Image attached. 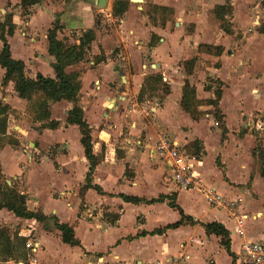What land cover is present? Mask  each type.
Instances as JSON below:
<instances>
[{
    "label": "crops",
    "instance_id": "0c3cea01",
    "mask_svg": "<svg viewBox=\"0 0 264 264\" xmlns=\"http://www.w3.org/2000/svg\"><path fill=\"white\" fill-rule=\"evenodd\" d=\"M105 1L99 8V0H43L24 20L20 0H0L1 21L11 14L15 26L8 37L11 57L24 63L29 77L54 76L47 33L55 19L60 41L79 44L83 32H94L86 59L67 71L80 75L79 105L91 128L93 154L101 159L91 176L101 193L88 189L81 197L88 162L78 127L65 123L72 104H52L50 120L59 125L41 129V123L29 119L27 102L13 84L2 83L5 70L0 67V104L8 108L6 135L19 141L18 147L0 142L1 173L9 187L28 197L27 210L45 218L38 222L1 209L0 228L11 238L28 235L39 244L37 264H237L243 243L264 242V65L254 59L264 36L248 34L264 21V7L252 15L259 0H122L128 8L115 17L112 8L119 0ZM223 6L217 16L216 8ZM239 33L241 43L234 41ZM101 54L105 60L97 62ZM150 76H160L167 91L156 85L139 100ZM213 82L221 84L223 138L222 129L214 133L217 128H211V107L205 103L214 98ZM185 84L202 102L196 107L197 120L182 108ZM152 102L148 121L146 105ZM252 129L261 140V152L254 151ZM214 136L219 144L212 168L206 169V139ZM160 138L183 149L200 143L203 156L195 171L220 195L238 202L247 215L242 237L232 234L234 224L226 212L210 208L199 192L181 190L172 181L169 164L149 155ZM253 170L254 180H249ZM120 195L164 201L132 204ZM169 202L195 224L150 235L179 221ZM55 222L72 227L80 246L64 244ZM209 223L229 232L232 257L220 237L206 234L202 224ZM143 232L147 235H139Z\"/></svg>",
    "mask_w": 264,
    "mask_h": 264
},
{
    "label": "trees",
    "instance_id": "16d2710c",
    "mask_svg": "<svg viewBox=\"0 0 264 264\" xmlns=\"http://www.w3.org/2000/svg\"><path fill=\"white\" fill-rule=\"evenodd\" d=\"M43 0H20L21 16L26 20L31 15V7L40 4ZM129 3L127 1H115L112 8V13L115 17L121 16L128 8ZM225 6L216 8V15H220L219 9L223 10ZM159 9V8H155ZM230 13V11H228ZM221 20L224 24L223 16L221 14ZM15 26L12 23V15L6 14L3 21L0 18V41L2 43V49L0 51V67L5 70L2 83L4 85L8 83L13 84L14 91L20 99L27 102V112L29 119L32 122L41 123V129L54 130L58 127L59 123L51 121V105L60 101H66L72 104L71 109L66 114L67 125H75L79 129L81 135L80 144L83 147L84 157L88 162V172L85 176V185H83L79 191V195L82 197L88 189H94L98 193H101L100 188L93 186L91 181L92 173L95 167L100 163V158L93 154L92 150V138L91 128L83 118V110L79 105V91H80V75L77 72H68L67 69L71 66L77 65L83 62L90 50V45L94 40V32L87 30L80 36L79 44L68 43L67 41H60L57 39V32L61 30L58 19H55L53 27L47 33V52L49 56L53 58V77H45L41 74H37L35 77H29L25 74L24 63L20 60H15L11 57L10 47L8 44V37H11L14 33ZM154 41L151 40V45ZM104 55H100L97 58V62L104 61ZM192 62H186L188 65ZM162 79L160 76H150L145 78L144 86L142 87L138 99H142L146 91L154 90L156 85H161L162 90L167 91L164 84H161ZM221 90L216 89L214 91V98L205 102L208 106L214 108L215 114L218 117V106L221 99ZM202 102L196 101L195 90L188 84H185L183 88L182 96V108L190 115L194 120H197L199 113L196 111V107L201 105ZM8 108L0 104V142L10 145L11 147H18L19 141L16 138L6 135L7 129V115ZM225 128L222 129V138L224 137ZM192 149L187 150L190 154L196 155L200 159V143L193 141L189 144ZM120 198L126 203L132 204H154L164 201L163 197L156 199H143L137 197H129L120 195ZM28 197L25 194H19L14 188L9 187L1 173L0 167V210L6 209L12 212L16 217L24 219H35L38 222L45 221V218L38 216L37 214L30 212L26 208V202ZM169 206L175 209L180 219L176 223L167 225L164 228L155 230L150 233L163 234L167 230L179 228L182 225H193L195 222L189 216H186L183 211L176 206L173 202H169ZM54 227L60 232L61 241L71 247H79L80 243L74 237L72 227L54 223ZM206 234L215 235L220 237L221 245L229 256L232 257L230 251V238L229 232L219 223L202 224ZM141 236L147 235L146 233L139 234ZM26 237H20L15 234L10 237L8 230L5 227L0 228V264H6L10 259L20 260L26 258L25 242Z\"/></svg>",
    "mask_w": 264,
    "mask_h": 264
},
{
    "label": "built area",
    "instance_id": "2783aa9c",
    "mask_svg": "<svg viewBox=\"0 0 264 264\" xmlns=\"http://www.w3.org/2000/svg\"><path fill=\"white\" fill-rule=\"evenodd\" d=\"M259 129H261V126ZM150 154L153 158L169 164L172 181L181 190L199 192L204 196L210 208L226 212L234 224L232 234L239 237L244 235L243 224L247 220V215L239 211L236 200L223 197L214 187L207 185L202 180L200 174L195 171V166L199 162V158L196 155L188 153L165 138H160L154 147L149 148ZM25 237H27L25 242L26 258L20 260L10 259L6 264H37L35 257L39 250V244L29 240L28 235H25ZM236 262L237 264H264V242L243 243L237 254ZM153 264H160V262Z\"/></svg>",
    "mask_w": 264,
    "mask_h": 264
},
{
    "label": "rangeland",
    "instance_id": "374dc122",
    "mask_svg": "<svg viewBox=\"0 0 264 264\" xmlns=\"http://www.w3.org/2000/svg\"><path fill=\"white\" fill-rule=\"evenodd\" d=\"M264 7V1L263 0H259L258 1V7L256 8V10L254 11V12H252V15H255V13H257V12H261V10H262V8ZM150 9H151V7H150ZM153 11L154 12H158L157 10H154L153 9ZM252 29L254 30V31H252ZM258 29V30H257ZM248 34H251L252 32H254V33H258L259 35H263L264 36V21H261V23H260V26L258 27V28H256V27H252L251 26V29H249L248 30ZM238 36V37H237ZM235 37H237V38H235ZM234 37V41L235 42H239V39L241 38V35H240V33L238 34V35H236ZM239 43H241V41L239 42ZM238 47H239V45H238ZM244 46H243V50H244ZM259 48H262L261 50L259 49ZM258 49V51L259 52H256V53H254V59L257 61V62H259L260 64H263L264 65V45L263 46H260ZM237 50V48H235V51ZM103 55V54H102ZM251 61V59L249 60V62ZM213 87L214 88H218V89H221V84L219 85V83H216V82H213ZM149 98V97H148ZM152 105V107H154L155 108V105H154V103L152 102V104H148V105H146V112H147V114H148V116L146 117V119H148V121H151V114H152V112H151V110H150V106ZM154 105V106H153ZM210 114L212 115L211 116V119L213 120V122L211 123V128H217V129H215V131H214V133H219V129H220V131H221V129H222V125H223V119H222V121H221V117H223L222 116V112H221V110H220V108H219V106H218V117H220V119H218L217 118V114H215V110H214V108H212L211 107V109H210ZM204 115V113L202 114V116ZM200 117V116H199ZM256 117H253V119L252 120H255V121H253L254 123L256 122V119H255ZM215 124H217V125H215ZM156 131H158L159 132V130H156ZM161 131V130H160ZM202 131V128H201V130H199V132H197V133H199L200 134V132ZM252 131H253V135H254V137L256 138V141H255V152H261V140L256 136V132L254 131V129H252ZM202 134H203V132H202ZM242 134V133H241ZM164 136H165V134H163ZM71 137H72V135H70ZM167 137V136H166ZM207 140V145H206V151H207V155H206V158H205V168L207 169V168H212V164H213V158H214V153H215V151H216V146H218V144H219V141L217 142V140H216V138H215V136L214 137H210V138H207L206 139ZM192 142H190V143H188V144H186L185 146H186V149L187 150H192L191 148H190V146H188L189 144H191ZM27 147V146H26ZM28 149V148H27ZM52 154L54 153V150H52V152H51ZM201 154H200V159L202 158V151L200 152ZM205 169V170H206ZM128 172V171H127ZM255 172H256V170H253L252 172H251V175L250 176H248V179L249 180H254V174H255ZM210 175L211 173H208L207 172V175ZM215 180H219V179H215ZM221 264H227L225 261H221Z\"/></svg>",
    "mask_w": 264,
    "mask_h": 264
},
{
    "label": "water",
    "instance_id": "95a60500",
    "mask_svg": "<svg viewBox=\"0 0 264 264\" xmlns=\"http://www.w3.org/2000/svg\"><path fill=\"white\" fill-rule=\"evenodd\" d=\"M132 3H142V0H130ZM106 1L105 0H99L98 7L103 8L105 6Z\"/></svg>",
    "mask_w": 264,
    "mask_h": 264
}]
</instances>
